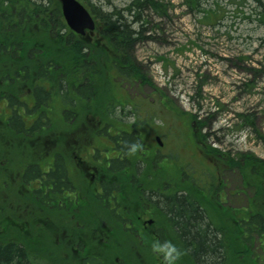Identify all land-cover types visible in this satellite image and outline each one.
I'll use <instances>...</instances> for the list:
<instances>
[{
    "label": "rangeland",
    "instance_id": "374dc122",
    "mask_svg": "<svg viewBox=\"0 0 264 264\" xmlns=\"http://www.w3.org/2000/svg\"><path fill=\"white\" fill-rule=\"evenodd\" d=\"M130 1L91 0V3L112 12L123 11ZM158 1L165 14L160 16L152 10L144 11L141 17L145 22L140 29L143 40L134 50V59L145 83L126 85L128 81L118 78V71L105 68L108 54L101 53L99 59L103 68L91 79L96 90L94 98L87 102L79 101L73 107V119L67 120L64 102L69 104L73 100L67 97L63 102L56 95L53 101L55 111L50 114L51 125L46 131L76 130L82 136H87L84 132L92 136L91 131L99 129L100 121H106L113 133L123 121L125 126L135 124L138 130L142 129L147 146L158 147L151 130L147 129V126L152 127L160 132L157 136L170 147L169 152L162 151V154L172 156L169 173L173 177L177 174L176 168L186 174L191 172L195 177H200L199 173L205 170L218 173L224 185L223 206L245 209L252 190L245 189L241 175L226 166V162L239 159V154L264 161V0H202L209 19L206 14L191 11L186 0ZM83 5L90 11L86 3ZM98 25L101 26L99 22ZM91 38V43L100 47L99 33ZM121 80L124 84L120 83ZM27 92L14 90L19 98L26 96ZM26 99L32 107L33 97L28 94ZM3 106H0V111H3ZM242 115L248 116L249 123ZM33 120H28L29 126ZM3 130L0 125V131ZM53 139L54 135L43 142L48 140L47 146L51 147ZM95 145L101 146L99 142ZM20 147L37 148L35 142L17 143L16 137L0 135V180L6 178L8 150ZM27 157L30 156L21 159ZM216 160L223 162L221 166L216 164ZM19 163L16 162L15 169ZM172 187L180 188L176 182H172ZM2 188L0 185V226L5 230L0 228V240H27L20 230L14 233L7 231L8 218H19L33 234L37 227L44 230L42 243L30 242V247L37 248L44 259L59 258L57 262H67L60 256L55 245L56 236L51 232V228H57L54 221L60 227H69V218L64 216V210L56 208L55 220L54 212L51 215L43 213L41 224L35 223L34 219L28 224L20 218L30 214L25 211L27 204L22 201L24 197L19 194V187L15 186L12 193L8 187L5 192ZM157 221L164 225L162 219ZM124 239L129 245L133 244L128 236L118 235L122 243ZM139 239L136 238L134 243ZM123 250L116 249L111 261L116 262ZM256 254L259 262L253 263L264 264L263 251L257 249ZM139 259L141 262L137 264H147L142 256Z\"/></svg>",
    "mask_w": 264,
    "mask_h": 264
},
{
    "label": "trees",
    "instance_id": "16d2710c",
    "mask_svg": "<svg viewBox=\"0 0 264 264\" xmlns=\"http://www.w3.org/2000/svg\"><path fill=\"white\" fill-rule=\"evenodd\" d=\"M78 1L90 7L97 23L94 34L98 32L102 40L100 47L91 43V34L80 36L68 28L59 0H0V90L4 89L1 85L28 82L36 101L28 114L39 116L30 130L51 125L47 111L54 108L57 94L62 98L74 94L72 107L94 98L96 90L91 79L103 68L101 53L108 54L105 68L118 69V78L145 83L134 50L143 40L140 29L145 22L141 17L144 11L164 16L160 1L131 0L123 11L112 12L93 5L91 0ZM186 3L191 11L208 18L202 0ZM9 67L14 70L9 71ZM70 112L67 116L73 119ZM242 118L249 123L248 116ZM237 157L240 158L227 160L226 166L238 171L245 189L252 190L245 209L223 206L224 185L218 173L196 171L201 176L195 177L191 172L174 170L177 174L171 180L180 188L172 187V195L165 201L168 214L161 219L167 231L158 239L177 247L180 256L175 264L259 262L257 249L264 253V161L248 154ZM222 163L216 160L218 166ZM34 252L30 247L27 250L15 244L0 245V264H47L40 262L44 257Z\"/></svg>",
    "mask_w": 264,
    "mask_h": 264
},
{
    "label": "flooded vegetation",
    "instance_id": "af4514ba",
    "mask_svg": "<svg viewBox=\"0 0 264 264\" xmlns=\"http://www.w3.org/2000/svg\"><path fill=\"white\" fill-rule=\"evenodd\" d=\"M8 70L14 68L9 67ZM111 70L118 71L116 68ZM138 83L129 81L126 85ZM1 86L4 89L0 90V106H4L3 111H0V125L5 130L0 131V135L16 137L17 143L35 142L37 146L8 150L6 178L0 180L2 189L5 192L8 187L12 193L15 186L19 187V194L24 197L22 201L27 204L25 211L30 214L20 218L28 224L33 219L35 223L41 224L43 213L51 215L54 212L55 220L58 209L64 210V216L69 218V227H60L54 221L57 228H51L52 234L56 236L55 245L59 254L67 262H57L59 258L42 259L40 262L137 264L141 262L139 257L142 256L143 262L147 264H164L163 254L152 250L153 242L159 241L158 236L167 231L157 220L168 214L165 201L172 195V175L169 173L172 156L162 154V151L169 152L170 147L157 136L160 132L147 126L158 145L152 147L147 146L144 141L141 128L138 130L135 124L125 126L123 121L117 126L115 133L106 121H100L97 125L99 129L91 131L92 136L87 132H84L87 136H82L76 130L49 133L51 131H46L49 126L30 130L39 116L28 114V108L33 109L36 105L28 82ZM14 90L28 92L26 96L19 98ZM28 94L33 97L32 107L26 99ZM57 95L63 102L67 97L76 100L74 94H69L66 98ZM73 104L75 101L72 104L64 102L63 111L67 120L70 118L67 113L71 111L72 115L74 112L71 106ZM54 108L47 111L50 120ZM23 113L27 116H23ZM30 118H34L31 126L28 124ZM53 135L55 140H51L52 146L49 147L48 140H43ZM62 139L67 140L62 142ZM97 142L101 146H94ZM49 143L51 144L50 141ZM65 143L67 145L62 146ZM132 145H139L134 153L130 151ZM40 146L41 149L38 148ZM23 156L30 157L21 159ZM28 158L31 159L26 160ZM17 161L20 163L15 169ZM51 175L52 179L49 178ZM8 219L10 222H7V231L14 233L20 230L27 240L10 238L8 241L0 240V245L15 244L28 250L30 242L42 243V227H37L33 234L19 218ZM71 220L73 223H70ZM0 228L5 230L2 225ZM118 235L128 236L133 244L129 245L126 239L122 243L118 240ZM136 238H140L138 243H134ZM30 248L36 251V256L43 257L37 248ZM118 248L124 250L116 258V262H112L110 257Z\"/></svg>",
    "mask_w": 264,
    "mask_h": 264
},
{
    "label": "water",
    "instance_id": "95a60500",
    "mask_svg": "<svg viewBox=\"0 0 264 264\" xmlns=\"http://www.w3.org/2000/svg\"><path fill=\"white\" fill-rule=\"evenodd\" d=\"M67 26L76 34L93 32L96 21L90 11L78 0H59Z\"/></svg>",
    "mask_w": 264,
    "mask_h": 264
},
{
    "label": "clouds",
    "instance_id": "9594fccd",
    "mask_svg": "<svg viewBox=\"0 0 264 264\" xmlns=\"http://www.w3.org/2000/svg\"><path fill=\"white\" fill-rule=\"evenodd\" d=\"M138 147L139 145H132L130 151L134 153ZM152 250L154 252L163 254L166 264H175V261L180 256L179 250L171 242L160 243L159 241H155L152 244Z\"/></svg>",
    "mask_w": 264,
    "mask_h": 264
}]
</instances>
